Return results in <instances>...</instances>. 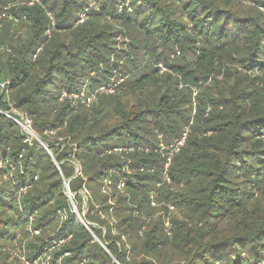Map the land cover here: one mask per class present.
I'll return each mask as SVG.
<instances>
[{
  "label": "trees",
  "instance_id": "1",
  "mask_svg": "<svg viewBox=\"0 0 264 264\" xmlns=\"http://www.w3.org/2000/svg\"><path fill=\"white\" fill-rule=\"evenodd\" d=\"M1 84L0 264H264V0H0Z\"/></svg>",
  "mask_w": 264,
  "mask_h": 264
},
{
  "label": "built area",
  "instance_id": "2",
  "mask_svg": "<svg viewBox=\"0 0 264 264\" xmlns=\"http://www.w3.org/2000/svg\"><path fill=\"white\" fill-rule=\"evenodd\" d=\"M124 5H129L128 3ZM122 4H120L119 8L122 9ZM83 21V20H81ZM114 59V56L112 57ZM124 60L121 61L120 67L113 70L112 75L110 76V80L107 84L101 85L97 87L94 91L88 92L86 89H83L80 92L76 93H66L64 92L61 96V101L69 100L71 102L77 103L78 101H83L87 106L92 104L94 101H96L97 97L100 95H113L116 93L117 89L123 85L126 81V78L124 77L122 73V69L124 67ZM160 68H163L162 65H160ZM27 124L25 125V121L23 119L22 125L24 124V128H26L27 133H31V125L32 122L29 118H26ZM23 128V129H24ZM188 130L178 139H176L171 145L165 146L164 143L160 144V152H166L167 153V162L165 164L164 172H163V178L166 183H170L171 179L169 176V167L172 162L173 156L179 152L186 144L187 136H188ZM34 137V136H31ZM129 151H133V148H118L114 150V153L122 154L124 152L128 153ZM109 153H112L109 152ZM125 182L122 180L117 184V189L119 191H122L125 189ZM111 190V181H106V191ZM154 196V193H152V197ZM156 202L153 200L151 203V206L156 207ZM170 209L174 210V207L171 206Z\"/></svg>",
  "mask_w": 264,
  "mask_h": 264
},
{
  "label": "rangeland",
  "instance_id": "3",
  "mask_svg": "<svg viewBox=\"0 0 264 264\" xmlns=\"http://www.w3.org/2000/svg\"><path fill=\"white\" fill-rule=\"evenodd\" d=\"M118 43H119V46H120V48L119 49H125V50H130V43H131V41H130V38L129 37H127L126 35H121L119 38H118ZM113 57V56H112ZM111 60H113V58L111 59ZM123 70V69H122ZM124 71H125V68H124ZM165 71V69L164 68H162V72H164ZM0 87H1V89H2V91L6 88V84H1L0 85ZM83 89H86V91H88V92H92L91 91V87H90V85L88 84V83H85L82 87H81V89H80V91H82ZM96 89V88H95ZM94 89V90H95ZM93 90V91H94ZM4 92V91H3ZM62 102V101H61ZM65 102V101H64ZM71 102V101H70ZM71 105H72V107L73 108H78L80 105H85L86 107H89L90 105H86L83 101H78L77 103H74V102H71ZM12 112L15 114V115H18L19 117H20V120H18V119H14V121L20 126V128H21V130L22 131H24V133L26 134V135H28V136H34L33 137V139L34 140H36V141H38V142H40V137L39 136H37L36 134H35V132L31 129V133H27V131H26V128H24V124L22 125V122H23V119H24V121H25V125L27 124V121H26V116L25 115H23V114H20V112H18V111H16L14 108L12 109ZM0 113H3V112H1L0 111ZM6 116H8V117H11L10 116V114H7V113H4ZM32 121V120H31ZM24 123V122H23ZM33 123V122H32ZM24 128V129H23ZM188 131H190L189 129H187ZM189 133V132H188ZM56 135V134H55ZM59 140V139H58ZM43 141V140H42ZM114 142H116V141H114ZM41 143V142H40ZM43 145V144H42ZM47 150H48V147H47V145H43ZM166 146V145H165ZM57 148H59V149H61V150H63L64 149V144H63V142L60 140L58 143H57ZM147 150V149H146ZM125 154H128V153H126V152H124V153H122V154H119L120 156H122V157H124L125 156ZM55 160H56V158H55ZM56 163H57V161H56ZM59 167H60V165H59ZM58 167V168H59ZM103 189H105L106 190V186L103 188ZM65 194H66V196L68 197V199H69V201H70V203H71V206H72V212L73 213H75L76 215H77V218H78V220H79V222L81 223V224H85V214H86V208H87V195H86V193L85 192H81L80 194L83 196V211H82V213H80L79 212V209H78V205L77 204H75V202H74V194H72V192L70 191V187H69V184H68V182H66L65 183ZM153 202V201H152ZM156 202V201H155ZM156 208H159V204L156 202ZM153 207V206H152ZM171 207V205L169 206V208ZM174 207V206H173ZM170 210V214L169 215H171L172 217L173 216H180L181 215V213H180V210L179 209H176L175 210V207H174V210H172V209H169ZM161 212V211H160ZM164 215H168V213L167 214H164ZM171 218V217H170ZM165 227H166V230H167V233L171 236V227H172V222L170 221V220H166L165 221ZM36 234L37 235H35V236H38L39 235V232H36ZM58 246H60V244H58ZM15 255L19 258V259H21L23 262H25L26 264H30L29 262H27V260L25 259V257H23V256H20V254H18V253H15ZM67 255V254H66ZM226 255V253L225 254H223L222 256H225ZM51 256H50V253L48 254V256L46 255L44 258L43 257H41V258H39V261H37V263L36 264H39V262L40 263H42V264H51Z\"/></svg>",
  "mask_w": 264,
  "mask_h": 264
},
{
  "label": "water",
  "instance_id": "4",
  "mask_svg": "<svg viewBox=\"0 0 264 264\" xmlns=\"http://www.w3.org/2000/svg\"><path fill=\"white\" fill-rule=\"evenodd\" d=\"M41 144L46 145L44 141L40 140ZM52 162L55 164L56 167H59V164L56 163L55 157L52 158ZM114 262H117L116 258H114Z\"/></svg>",
  "mask_w": 264,
  "mask_h": 264
}]
</instances>
